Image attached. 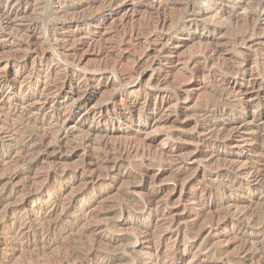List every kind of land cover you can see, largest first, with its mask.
<instances>
[{
	"label": "rangeland",
	"instance_id": "374dc122",
	"mask_svg": "<svg viewBox=\"0 0 264 264\" xmlns=\"http://www.w3.org/2000/svg\"><path fill=\"white\" fill-rule=\"evenodd\" d=\"M0 264H264V0H0Z\"/></svg>",
	"mask_w": 264,
	"mask_h": 264
},
{
	"label": "bare ground",
	"instance_id": "6f19581e",
	"mask_svg": "<svg viewBox=\"0 0 264 264\" xmlns=\"http://www.w3.org/2000/svg\"><path fill=\"white\" fill-rule=\"evenodd\" d=\"M146 1H148V0H146ZM17 2V1H16ZM145 4V3H144ZM11 21V20H10ZM9 23V22H8ZM165 24V23H164ZM164 26V25H163ZM2 27V26H1ZM10 28V27H9ZM163 28V27H162ZM197 59V58H196ZM76 63V62H75ZM71 64V63H70ZM77 64V63H76ZM78 65H79V63H78ZM139 65V64H138ZM76 67H78L77 65H76ZM103 67V66H102ZM139 67V66H138ZM99 68H101V66L99 67ZM106 69V68H105ZM137 69V68H136ZM107 70V69H106ZM112 70V69H111ZM132 70H134V69H132ZM139 70V69H138ZM97 71H98V69H97ZM105 71V70H104ZM104 71H102V72H104ZM113 71H114V69H113ZM101 72V71H100ZM106 72V71H105ZM111 72V71H110ZM115 72V71H114ZM117 72V71H116ZM122 72V71H121ZM129 72V71H128ZM127 72V73H128ZM123 73V72H122ZM115 75L116 74H118V73H114ZM133 74H135V73H133ZM132 75V74H131ZM134 77V76H133ZM118 78H119V76H118ZM117 78V79H118ZM86 79V78H85ZM119 80V79H118ZM122 81L124 80L123 78L121 79ZM118 82H120V81H118ZM82 95V94H81ZM80 97V96H79ZM83 100V99H82ZM79 102V101H78ZM201 126V125H200ZM205 126V125H204ZM209 126V125H208ZM203 129H204V127H203ZM207 129V128H206ZM209 129V128H208ZM257 174V173H256ZM253 176V175H252ZM255 176H257V175H255ZM260 177V176H259ZM255 179V178H254ZM256 180V179H255ZM150 201V200H149ZM146 202V201H145ZM31 247H33V246H36V244H31L30 245ZM78 259H72V261H77Z\"/></svg>",
	"mask_w": 264,
	"mask_h": 264
}]
</instances>
